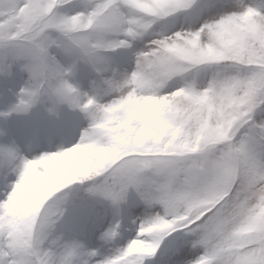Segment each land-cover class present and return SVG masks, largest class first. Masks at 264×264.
Returning a JSON list of instances; mask_svg holds the SVG:
<instances>
[{"label": "snow or ice", "instance_id": "obj_1", "mask_svg": "<svg viewBox=\"0 0 264 264\" xmlns=\"http://www.w3.org/2000/svg\"><path fill=\"white\" fill-rule=\"evenodd\" d=\"M14 66L28 77L0 117L41 106L49 142H74L0 143V264H148L180 234L202 249L189 264H264V0H0V75Z\"/></svg>", "mask_w": 264, "mask_h": 264}, {"label": "rangeland", "instance_id": "obj_2", "mask_svg": "<svg viewBox=\"0 0 264 264\" xmlns=\"http://www.w3.org/2000/svg\"><path fill=\"white\" fill-rule=\"evenodd\" d=\"M247 2L257 3L260 1L247 0ZM143 46V42H137L135 48L139 50ZM129 55L131 54L128 52L117 53V61L119 62L121 58ZM27 77L28 74L26 72H21L18 66L12 68L11 76L0 75V112L8 111L17 102V94L20 88L24 86ZM90 78L91 76L88 70L82 67L81 75L78 77V80L85 91L88 90L87 79ZM63 118L73 125L78 123L81 128L87 126V121L82 120L81 114L79 113H72L71 111L65 110ZM52 125V118L41 106H37L27 115L13 113L7 119L0 117V132H6V135H0V143H10L15 139L23 150L26 141L38 136L40 139V147L32 152L25 151V154L31 157L32 155H39L40 152L43 151H55L61 144L68 146L70 142H74L73 136L70 135H57L49 142L48 132ZM78 134V129H76L75 138H78ZM14 180L15 176H11L7 183H12ZM7 190L5 182L0 181V199L4 198V193ZM80 195L86 197L85 193H80ZM135 199V192L130 191L129 204L131 205ZM142 208L143 206L141 205L140 208L134 209L135 214L132 216L127 215V213L124 214L121 228L122 238L115 243V247L124 246V244L135 235V229L139 223L137 216L141 214ZM86 211L92 216L96 214L103 216L104 229L117 218L111 206L106 201L102 200H89ZM134 220L136 223H133ZM79 238L85 243L87 248L99 250L100 253L104 255L109 254L110 248L112 247L99 239L98 232L94 235L91 232H85L83 235H80ZM194 240L195 237L191 235L180 234L175 248L166 250L168 249L167 244H162L161 250L155 257L148 261V264H177L178 261L180 264H189V262L194 260L202 251L199 247H193Z\"/></svg>", "mask_w": 264, "mask_h": 264}, {"label": "trees", "instance_id": "obj_3", "mask_svg": "<svg viewBox=\"0 0 264 264\" xmlns=\"http://www.w3.org/2000/svg\"><path fill=\"white\" fill-rule=\"evenodd\" d=\"M260 1V0H259Z\"/></svg>", "mask_w": 264, "mask_h": 264}]
</instances>
